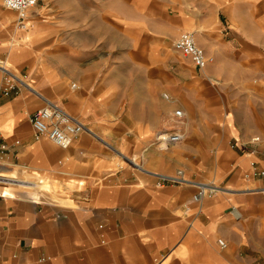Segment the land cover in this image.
Instances as JSON below:
<instances>
[{
    "label": "crops",
    "instance_id": "obj_1",
    "mask_svg": "<svg viewBox=\"0 0 264 264\" xmlns=\"http://www.w3.org/2000/svg\"><path fill=\"white\" fill-rule=\"evenodd\" d=\"M189 4L50 0L44 22L37 7L28 11L26 29L16 14L12 27L0 6L4 65L29 69V85L92 132L68 149L34 140L29 115L42 100L29 90L0 99V140H20L14 165L74 186L64 195L0 192V264H264V176L251 175V163L264 171V11L256 0ZM180 31L194 34L208 61L200 69L175 57L168 90L181 97L185 148L207 163L202 178L223 187L200 204L191 201L193 187L111 170L110 153L91 131L117 142L125 126L116 115L126 101L141 104L131 129L145 133V57ZM70 78L76 91L67 90ZM196 78L221 93L211 85L201 96L192 89Z\"/></svg>",
    "mask_w": 264,
    "mask_h": 264
},
{
    "label": "rangeland",
    "instance_id": "obj_2",
    "mask_svg": "<svg viewBox=\"0 0 264 264\" xmlns=\"http://www.w3.org/2000/svg\"><path fill=\"white\" fill-rule=\"evenodd\" d=\"M189 1L190 4L188 7L190 9H195L199 8L200 4L204 3L206 0H195V2H193V0ZM215 1L220 5L221 0ZM256 2L258 5H260L262 11H264V0H256ZM46 5L37 6V9L40 13V16L37 17V19L41 20V22H44L46 20ZM0 6L5 14H8L7 19L11 21L10 24H12V27H15L14 22L16 13L8 8H4L2 6L1 0ZM168 12L169 15L176 14V9L173 7L168 8ZM218 12L221 16L220 9L218 10ZM26 28L27 25L23 29ZM182 32L185 31H180L178 35L176 34L174 37H171L169 35L167 37H164L162 41H159L158 44L149 51L148 56L145 57V133L137 129H131L132 124L134 123V121H137L138 115H140L138 111H141L142 109L141 104H135L131 106L129 102L127 103L126 101L124 102L122 112L116 115L117 126L118 124V127L125 126V128L123 129L125 131H123L119 135L120 139L117 142L110 141L107 138L106 131H91L97 134L98 140L106 147L107 151L110 153V156L112 157V163L110 167L111 170H116L119 168L131 170L132 166L130 165V162L127 160V158L132 159L130 157H134L135 162L141 163L143 168L152 172L171 174L174 173L175 170L181 168L184 171V176L186 179L204 183H214L216 186L223 189L218 180L214 179L212 176L207 177V179L202 178V176L208 170L207 163H205L204 159H200L199 153H190L188 149L185 148V145L187 143L186 137L189 132L187 130V121L182 117H175L173 115V111L176 110L177 107L182 108V106L178 103V101L181 100V97L176 96V91L172 92L168 90V86L170 87L172 84V74L176 73V61L173 59L175 57H179L182 59L190 60L188 57H183L173 48V42ZM0 59L6 61L1 55ZM12 68L15 69L18 67L12 65ZM55 68H61V66L58 65L55 66ZM17 71L21 75L27 77L29 81V69L23 68L22 71ZM146 78H148L149 80H146ZM73 81L75 80H72L71 78L69 80H66L67 90L69 92L76 91V89L73 90L70 88V84ZM211 85H215L216 87L218 86V84L214 82H206L203 79L196 78L195 85L192 87V89L198 91L201 96H207ZM22 90L27 91V89L25 88H22ZM217 91H220L221 93L220 87H217ZM164 95H167L171 100L167 99ZM127 109L132 111V113H123ZM112 119L115 118L112 117ZM166 131L179 132L182 135V139L180 142L172 146L161 149L158 145H156L155 137L159 132L161 133ZM195 131L196 132H194L193 134L194 137L196 136L198 137V139L203 138L202 132H199V127L195 128ZM109 132L111 133V131ZM143 159H145L144 162L141 161ZM160 168H164L165 171L160 170ZM7 178H10V180H8ZM0 179L11 182L7 183L0 181V185H6L3 188H0V192L10 191L12 193H15L18 191V193L20 192L26 195L34 196H36V193L40 191L50 194L58 192L61 195H64L67 193L65 191L66 188L71 189L74 187L73 184H62L56 180L48 178V176H45L44 174L37 175V173H31L28 170H24L18 166H15L12 162V159L9 163H6L5 166H0ZM18 180H24V182H19Z\"/></svg>",
    "mask_w": 264,
    "mask_h": 264
},
{
    "label": "built area",
    "instance_id": "obj_3",
    "mask_svg": "<svg viewBox=\"0 0 264 264\" xmlns=\"http://www.w3.org/2000/svg\"><path fill=\"white\" fill-rule=\"evenodd\" d=\"M2 5L16 13V23L21 29L28 24V11L38 5H46L49 0H1ZM173 48L183 57H188L192 64L197 68H204L208 59L205 57L204 51L200 48L194 39L192 32H182L173 42ZM3 60L0 59V99L15 96L25 88L36 94L43 102V105L34 110L29 115V122L32 128V138L39 140L43 137L52 141L61 149L69 148L73 141L83 131L90 132L85 124L75 116L69 114L57 104L45 99L29 84L27 77L21 75L16 69L2 65ZM75 85H72L74 87ZM175 117H182L180 109L173 111ZM91 133V132H90ZM182 139V135L176 131L159 132L155 137V143L159 148H167ZM252 140L259 141V137H253ZM20 145V140L15 139L8 144L4 139L0 140V166H5L13 158L14 148ZM132 169L141 174L154 179L157 186L163 185H189L194 188L191 194V201L200 204L205 198L213 196L222 188L214 183H204L199 181H191L185 178L184 171L180 168L174 173L165 174L152 172L143 168L141 163H134L128 159ZM250 174H246L248 177ZM251 175L264 176L263 170H257L255 165L251 163ZM220 248H225L226 243L222 239H217ZM44 258H41L43 260Z\"/></svg>",
    "mask_w": 264,
    "mask_h": 264
},
{
    "label": "bare ground",
    "instance_id": "obj_4",
    "mask_svg": "<svg viewBox=\"0 0 264 264\" xmlns=\"http://www.w3.org/2000/svg\"><path fill=\"white\" fill-rule=\"evenodd\" d=\"M2 65H4V63H2ZM166 98H167V96L166 95H164ZM134 162V161H133ZM134 163H136V164H138L137 162H134ZM138 165H140V164H138Z\"/></svg>",
    "mask_w": 264,
    "mask_h": 264
}]
</instances>
